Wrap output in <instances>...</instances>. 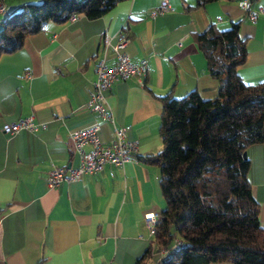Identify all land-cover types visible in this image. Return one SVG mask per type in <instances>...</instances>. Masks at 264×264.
I'll return each mask as SVG.
<instances>
[{"label":"crops","instance_id":"obj_1","mask_svg":"<svg viewBox=\"0 0 264 264\" xmlns=\"http://www.w3.org/2000/svg\"><path fill=\"white\" fill-rule=\"evenodd\" d=\"M31 1L36 0H24ZM162 1L125 0L96 19L76 15L64 24L49 22L29 35L21 49L0 56V264H135L151 242L145 214H158L165 206L159 168L138 159L162 148L160 97L178 99L195 91L208 100L218 93L196 34L211 25L225 30L239 22L246 60L237 72L247 84L264 81V17L251 23L239 6L243 0H215L200 7L196 0H165L170 10L152 16ZM0 4V22L20 5ZM258 5L264 0L251 3ZM122 37L131 62L146 60L148 68L142 87L134 79L111 85L106 92L108 120L85 104L97 63H115L111 47ZM31 115L44 126L15 135L1 131L4 124ZM94 123L103 143L113 141L115 128L126 127V140L137 144L136 162L105 166L48 188L51 165L78 166L69 133ZM246 156L264 228V132L262 142L248 147Z\"/></svg>","mask_w":264,"mask_h":264},{"label":"trees","instance_id":"obj_2","mask_svg":"<svg viewBox=\"0 0 264 264\" xmlns=\"http://www.w3.org/2000/svg\"><path fill=\"white\" fill-rule=\"evenodd\" d=\"M121 1L19 5L0 22V56L21 49L49 22L64 24L72 15L96 19ZM213 1L196 0V6ZM239 24L225 30L211 25L194 36L209 75L218 82L216 97L203 100L195 91L178 99L160 97L162 148L138 159L159 168L165 206L135 264H147L154 253L161 255L155 264H264V228L248 180L250 161L243 157L263 140L264 81L247 84L237 72L246 60Z\"/></svg>","mask_w":264,"mask_h":264},{"label":"built area","instance_id":"obj_3","mask_svg":"<svg viewBox=\"0 0 264 264\" xmlns=\"http://www.w3.org/2000/svg\"><path fill=\"white\" fill-rule=\"evenodd\" d=\"M246 18L254 23L259 16L264 17V5L252 7L250 1L243 0L239 3ZM167 1H162L158 7L152 11V16L162 15L169 9ZM0 14H4V7L0 4ZM74 15L68 18L73 21ZM127 40L122 37L115 45L112 51L116 57L113 65L107 66L104 60L97 63L96 78L92 83V89L86 102V108L96 113L103 119H111V114L106 110V92L111 85L117 81L134 79L140 87L144 84V75L148 64L146 60L133 63L124 49ZM107 46H109L107 44ZM42 123L34 121L33 115L20 119L16 122L4 124L1 131L7 135H15L20 131H37L43 127ZM126 127L114 129V139L111 143H103L98 135L97 124H89L85 127L75 129L69 133V141L73 151L78 155L79 162L75 168L56 167L51 165L46 172V184L48 188L55 189L63 182H70L80 178L85 174H95L104 169L105 166L119 167L128 162H136L134 157L137 151L135 141L126 140ZM156 213H148L144 216V222L148 235L151 237L154 233ZM177 244V243H176ZM164 253V250H161Z\"/></svg>","mask_w":264,"mask_h":264},{"label":"rangeland","instance_id":"obj_4","mask_svg":"<svg viewBox=\"0 0 264 264\" xmlns=\"http://www.w3.org/2000/svg\"><path fill=\"white\" fill-rule=\"evenodd\" d=\"M41 1L42 0H36V1H31V2H24V0H6V2H10V3L13 2L15 4H20V5H22V4H29V3L38 4ZM158 258H159V253H154L153 256H152V258L149 260V264H154Z\"/></svg>","mask_w":264,"mask_h":264},{"label":"water","instance_id":"obj_5","mask_svg":"<svg viewBox=\"0 0 264 264\" xmlns=\"http://www.w3.org/2000/svg\"><path fill=\"white\" fill-rule=\"evenodd\" d=\"M245 156H246V152L243 153V157H245Z\"/></svg>","mask_w":264,"mask_h":264},{"label":"bare ground","instance_id":"obj_6","mask_svg":"<svg viewBox=\"0 0 264 264\" xmlns=\"http://www.w3.org/2000/svg\"><path fill=\"white\" fill-rule=\"evenodd\" d=\"M179 244V243H178Z\"/></svg>","mask_w":264,"mask_h":264}]
</instances>
